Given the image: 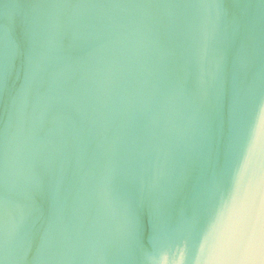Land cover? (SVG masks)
<instances>
[{
    "label": "water",
    "instance_id": "1",
    "mask_svg": "<svg viewBox=\"0 0 264 264\" xmlns=\"http://www.w3.org/2000/svg\"><path fill=\"white\" fill-rule=\"evenodd\" d=\"M264 226V0H0V264H250Z\"/></svg>",
    "mask_w": 264,
    "mask_h": 264
},
{
    "label": "snow or ice",
    "instance_id": "2",
    "mask_svg": "<svg viewBox=\"0 0 264 264\" xmlns=\"http://www.w3.org/2000/svg\"><path fill=\"white\" fill-rule=\"evenodd\" d=\"M251 255L250 264H264V226L261 227L258 235L250 238Z\"/></svg>",
    "mask_w": 264,
    "mask_h": 264
}]
</instances>
